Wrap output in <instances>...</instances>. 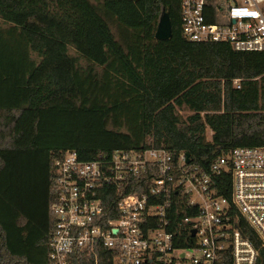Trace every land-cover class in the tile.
<instances>
[{
    "label": "trees",
    "instance_id": "trees-1",
    "mask_svg": "<svg viewBox=\"0 0 264 264\" xmlns=\"http://www.w3.org/2000/svg\"><path fill=\"white\" fill-rule=\"evenodd\" d=\"M164 11L172 37L158 40ZM259 145L264 51L186 39L180 0H0V264H49L52 151L90 161L161 147L208 170L235 147ZM129 180L103 196L106 221L122 195L150 185ZM230 191V175H220L218 194ZM72 261L89 264L81 251Z\"/></svg>",
    "mask_w": 264,
    "mask_h": 264
},
{
    "label": "built area",
    "instance_id": "built-area-1",
    "mask_svg": "<svg viewBox=\"0 0 264 264\" xmlns=\"http://www.w3.org/2000/svg\"><path fill=\"white\" fill-rule=\"evenodd\" d=\"M180 1L186 39L264 51V0ZM234 84L240 87V79ZM51 157L56 223L49 264H73L78 251L89 264H264V145L235 147L208 170L161 147L119 149L90 161L72 149ZM225 173L228 197L218 194ZM144 176L148 190L122 195L118 216L106 221L103 196Z\"/></svg>",
    "mask_w": 264,
    "mask_h": 264
},
{
    "label": "water",
    "instance_id": "water-1",
    "mask_svg": "<svg viewBox=\"0 0 264 264\" xmlns=\"http://www.w3.org/2000/svg\"><path fill=\"white\" fill-rule=\"evenodd\" d=\"M155 37L158 40H167L172 37V22L170 15L167 11H164L160 17ZM188 162L191 161V154L186 153ZM195 234V231L193 232Z\"/></svg>",
    "mask_w": 264,
    "mask_h": 264
},
{
    "label": "rangeland",
    "instance_id": "rangeland-1",
    "mask_svg": "<svg viewBox=\"0 0 264 264\" xmlns=\"http://www.w3.org/2000/svg\"><path fill=\"white\" fill-rule=\"evenodd\" d=\"M1 24H2V26H5V27L8 26V24L4 23V22H2ZM69 52H70L71 55L77 57L81 64L87 65L88 61L83 56H81L74 47H70ZM180 114L183 117H186L189 114H191V112L189 110H187V109H182V110H180ZM207 137H208L209 140L212 138V131L210 129L207 130Z\"/></svg>",
    "mask_w": 264,
    "mask_h": 264
}]
</instances>
